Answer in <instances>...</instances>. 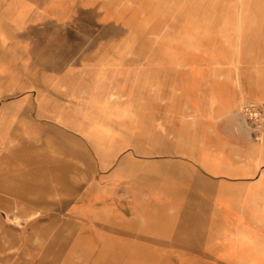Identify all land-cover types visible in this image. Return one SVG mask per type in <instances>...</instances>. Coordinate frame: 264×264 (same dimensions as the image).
Segmentation results:
<instances>
[{
	"label": "rangeland",
	"instance_id": "1",
	"mask_svg": "<svg viewBox=\"0 0 264 264\" xmlns=\"http://www.w3.org/2000/svg\"><path fill=\"white\" fill-rule=\"evenodd\" d=\"M46 3L53 49L69 56L70 74L54 80L62 107L51 124L77 137L82 154L5 141L0 264H224L189 230L146 251V237L104 234L102 222L78 213L110 196L139 207L155 196L186 218L206 200L223 212L214 234L242 231L264 244V188L246 172L264 160L252 148L264 137V0ZM219 92L223 105L212 97ZM221 162L206 183L194 174ZM64 179L78 186H58Z\"/></svg>",
	"mask_w": 264,
	"mask_h": 264
},
{
	"label": "crops",
	"instance_id": "2",
	"mask_svg": "<svg viewBox=\"0 0 264 264\" xmlns=\"http://www.w3.org/2000/svg\"><path fill=\"white\" fill-rule=\"evenodd\" d=\"M51 23L52 6L46 0H0V157L5 155L6 140L44 141L53 144L56 149L66 148L73 155L82 154L77 137L68 138L51 124L52 119L57 118L53 115V108L62 107L57 105L59 101L53 99L54 80L61 85L70 80L69 56L62 51H54ZM212 97L224 104V93H215ZM69 140L79 142V146L71 147L63 142ZM252 148L264 153V137ZM261 161L246 172L256 175L254 181L264 188V160ZM197 167L194 174L203 183H206L203 175L223 171L222 162L219 167L207 164ZM29 172L35 173V169ZM4 174V168L0 167V182L4 180ZM62 181L64 183L58 186H78L68 179ZM94 187L100 189L98 185ZM99 192L93 191V196L96 197L95 193ZM99 198L100 201L88 210L84 208L77 212L86 219L91 218L95 225L102 222L108 230L104 234L146 237L143 239L146 246L143 250L160 251L163 249L160 246L165 244L161 237L191 232L207 237L197 242L202 245V252L214 251L212 255L223 259L224 264H264V244H260L259 239L247 238L242 231L220 236L213 233L217 228V223L213 221L223 219V212H211V202L204 200L199 202L200 206H192L190 216L186 218L182 217L179 208L159 206L164 203L156 200L155 196L150 197L151 201H147L148 206L144 207L134 205L138 203L135 201L117 202L111 196L107 201ZM107 203H114V206L106 208ZM218 203L223 205L224 202ZM78 204L86 207L89 201L81 198ZM87 211H91L92 215ZM136 228L142 231L133 232ZM175 242L170 241L177 244Z\"/></svg>",
	"mask_w": 264,
	"mask_h": 264
}]
</instances>
